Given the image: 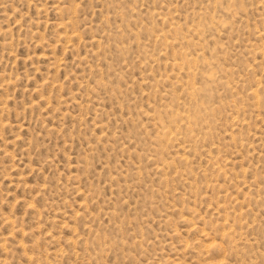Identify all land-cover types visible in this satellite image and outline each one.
Instances as JSON below:
<instances>
[{
	"label": "rangeland",
	"instance_id": "1",
	"mask_svg": "<svg viewBox=\"0 0 264 264\" xmlns=\"http://www.w3.org/2000/svg\"><path fill=\"white\" fill-rule=\"evenodd\" d=\"M0 264H264V0H0Z\"/></svg>",
	"mask_w": 264,
	"mask_h": 264
},
{
	"label": "bare ground",
	"instance_id": "2",
	"mask_svg": "<svg viewBox=\"0 0 264 264\" xmlns=\"http://www.w3.org/2000/svg\"><path fill=\"white\" fill-rule=\"evenodd\" d=\"M161 134V133H160ZM181 159V158H180ZM212 244V243H211Z\"/></svg>",
	"mask_w": 264,
	"mask_h": 264
}]
</instances>
